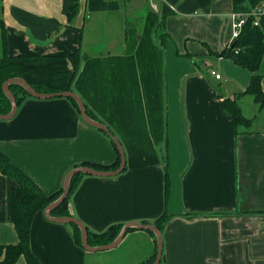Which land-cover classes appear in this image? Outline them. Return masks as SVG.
Instances as JSON below:
<instances>
[{
	"label": "crops",
	"instance_id": "obj_1",
	"mask_svg": "<svg viewBox=\"0 0 264 264\" xmlns=\"http://www.w3.org/2000/svg\"><path fill=\"white\" fill-rule=\"evenodd\" d=\"M105 1L115 2L116 9H92L91 0H3L8 55L68 56L78 49L91 58L126 55L127 30L135 27L139 36L143 18L135 15L147 1L144 8L164 17L170 36L167 212L174 217L162 234L161 264H264V120L263 127L235 134L224 102L244 92L252 74L215 55L233 39V1ZM2 36L0 29V58ZM259 74L264 91V59ZM248 97H240L241 110ZM252 101L257 114H243L255 125L264 110ZM0 151L48 195L63 188L79 163L108 166L118 159L109 136L90 127L66 98L32 97L14 118L0 120ZM164 176L162 162L117 177L86 176L69 201L71 217L94 233L115 224L153 225L166 208ZM14 185L0 172V247L19 242L9 219ZM34 220L31 249L42 264H140L155 253L154 237L142 230L129 232L111 251L89 252L75 244L70 224L50 222L44 213Z\"/></svg>",
	"mask_w": 264,
	"mask_h": 264
},
{
	"label": "trees",
	"instance_id": "obj_2",
	"mask_svg": "<svg viewBox=\"0 0 264 264\" xmlns=\"http://www.w3.org/2000/svg\"><path fill=\"white\" fill-rule=\"evenodd\" d=\"M0 1L1 10L3 0ZM129 1L125 0V2ZM232 1L234 13L241 14H251L258 10L261 4H264V0ZM90 7L99 10H115L117 4L105 0H91ZM77 8L78 6L72 9L69 21L76 16ZM255 20L256 18L251 15L243 26L239 38L228 45L223 53L215 54L220 58H229L236 66L252 74L250 86L234 99L228 98L224 102V109L232 117L237 135L241 133V130L244 133L250 132L254 125V120L246 118L241 110L239 105L241 96L254 98L259 110H264L263 80L259 74L264 59V19L259 20V26H255ZM140 25L142 27L137 37L135 27L127 30L128 53L126 55L109 56L105 59L91 58L82 56L78 49L68 56L40 57L21 54L10 56L7 52L8 43L4 21L0 18V29H3V56L0 58V116L10 114L13 109V104L3 88L4 84L12 79L24 80L29 87L42 95L62 92L77 93L84 101L90 119L108 126L123 144L128 158L127 167L123 172L164 163L166 208L153 223L163 234L174 217L167 212L171 181L167 157L169 142L167 141L165 49L170 36L166 30L164 17L161 18L149 6L145 8ZM9 88L17 102L18 109L25 100L32 98L29 92L19 84H10ZM67 100L71 101L80 113L78 102L73 99ZM151 142L158 144V152L150 149ZM113 145L118 158L115 163L105 166L94 162H83L74 168L84 166L103 172L117 170L121 165V158L116 145ZM0 172L15 183L10 190L8 206L9 219L19 238L16 245L0 247V264H42L31 249V230L34 219L57 201L63 195L64 189L61 188L60 191L50 195L46 194L1 151ZM85 177L86 175L79 173L71 178L70 193L62 205L51 213L52 217H71L69 201L79 190ZM187 215L193 216L192 214ZM143 223L150 225L147 221ZM70 225L73 227L75 244L83 248L82 233L79 227L75 224ZM124 226L115 224L105 231L95 233L87 229L90 247L110 245L120 236ZM132 231L138 230L132 228L128 230V233ZM145 232L154 237L156 248L155 253L140 264H154L158 252L156 234L152 231Z\"/></svg>",
	"mask_w": 264,
	"mask_h": 264
},
{
	"label": "water",
	"instance_id": "obj_3",
	"mask_svg": "<svg viewBox=\"0 0 264 264\" xmlns=\"http://www.w3.org/2000/svg\"><path fill=\"white\" fill-rule=\"evenodd\" d=\"M10 84H19L22 87H24L29 94L31 95V97H34L36 99H41V100H47V99H54V98H66V99H73L76 102H78L79 104V108H80V115L82 116L83 120L90 126V127H94L96 129H99L101 131H103L106 135L109 136L110 140L112 141L113 144L116 145L120 158H121V165L120 167L115 170V171H108V172H103V171H99L96 169H91L89 167H84V166H79L78 168H74L72 169L69 173L68 176L64 182V193L63 195L54 203H52V205H50V207L44 212V216L46 219H48L50 222H55L57 224H62V225H66V224H75L79 227L81 233H82V245L83 248L86 251L89 252H96V251H111V249L116 248L124 239L125 236L128 234V230L129 229H137L138 231L142 230V231H152L155 232L156 234V239H157V245H158V252H157V256H156V261L154 264H161L162 262V256H163V249H164V245H163V236L161 231H159L155 226L153 225H148V224H144V223H130V224H125V226L122 228L121 230V234L120 236L117 238L116 241H114L113 243H111L108 246H99L96 248H92L89 245V233L87 232V228L84 225V223L82 221L77 220L76 218L73 217H65V218H54L51 216V213L58 208L59 206L62 205V203L67 199L69 193H70V189H69V183L71 178L76 175V174H84L86 176H97V177H102V178H108V177H117L123 174V171L126 169L127 164H128V158L126 156V151L125 148L123 146L122 143H120V141L118 140V138L115 136V134L111 131V129H109L108 126L96 122L93 119L91 120L90 117L87 115V111H86V107H85V103L84 101L80 98V96L76 93L73 92H62V93H58V94H47V95H42L37 93L33 88L29 87L28 84L22 80V79H12L9 80L8 82H6L3 86L7 96L9 97L10 101L13 104V109L12 112L10 114L7 115H3L0 116V120L4 121V120H10L12 118H14L15 114L17 113L18 110V105L17 102L15 100V98L13 97L9 85Z\"/></svg>",
	"mask_w": 264,
	"mask_h": 264
},
{
	"label": "built area",
	"instance_id": "obj_4",
	"mask_svg": "<svg viewBox=\"0 0 264 264\" xmlns=\"http://www.w3.org/2000/svg\"><path fill=\"white\" fill-rule=\"evenodd\" d=\"M253 16L256 18L255 20V26H259V20L262 18L264 19V8L262 9H258L256 11H254L253 13L251 14H241V13H235L233 18H234V33H233V39L232 41L229 43L232 44L234 41H236L239 37V35L241 34V31L243 29V26L247 23V19L250 17V16ZM210 74L211 76H214L216 80H220L221 79V76L217 73L216 70L214 69H210Z\"/></svg>",
	"mask_w": 264,
	"mask_h": 264
},
{
	"label": "rangeland",
	"instance_id": "obj_5",
	"mask_svg": "<svg viewBox=\"0 0 264 264\" xmlns=\"http://www.w3.org/2000/svg\"><path fill=\"white\" fill-rule=\"evenodd\" d=\"M0 3H1V1H0ZM147 1L146 2H144L143 4L144 5H142L143 7H141V11H140V13L141 14H137V15H135V17H136V19L137 20H140V18L142 19L143 18V16H144V13H145V6L147 5ZM129 7H127V9L126 10H128L129 11V9H128ZM143 8V9H142ZM135 9V8H134ZM133 13H134V11H133ZM136 14V13H135ZM1 15V14H0ZM140 17V18H139ZM130 18V17H129ZM129 21H130V19H129ZM99 26V25H98ZM102 34H103V32H101ZM1 52V51H0ZM1 56V55H0ZM242 109L244 110V113H245V115L248 117V118H253L254 117V115L255 114H257V111H255L254 110V103H253V101H252V97H248L243 103H242ZM264 120V116H261V118H260V122H258V123H256L255 125H254V127H252V129H254V128H258L259 126H261V127H263V125L262 124H260L262 121ZM154 142H151L150 143V145L149 146H152L150 149H152V150H158V144H153ZM156 143V142H155ZM152 150L150 151V152H152Z\"/></svg>",
	"mask_w": 264,
	"mask_h": 264
}]
</instances>
